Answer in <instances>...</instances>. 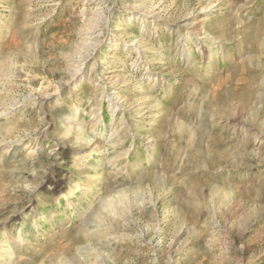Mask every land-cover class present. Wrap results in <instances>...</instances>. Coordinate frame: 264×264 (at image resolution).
I'll use <instances>...</instances> for the list:
<instances>
[{"label": "rangeland", "instance_id": "obj_1", "mask_svg": "<svg viewBox=\"0 0 264 264\" xmlns=\"http://www.w3.org/2000/svg\"><path fill=\"white\" fill-rule=\"evenodd\" d=\"M0 264H264V0H0Z\"/></svg>", "mask_w": 264, "mask_h": 264}]
</instances>
